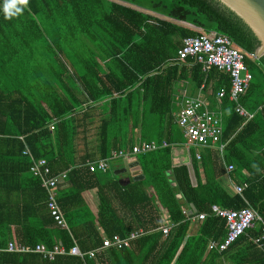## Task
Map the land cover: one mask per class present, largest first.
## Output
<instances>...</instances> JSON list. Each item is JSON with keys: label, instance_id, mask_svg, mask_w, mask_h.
I'll list each match as a JSON object with an SVG mask.
<instances>
[{"label": "trees", "instance_id": "16d2710c", "mask_svg": "<svg viewBox=\"0 0 264 264\" xmlns=\"http://www.w3.org/2000/svg\"><path fill=\"white\" fill-rule=\"evenodd\" d=\"M4 4L0 0V192L32 191V197L11 205L0 200V248L9 239L48 247L59 240L67 250L75 241L87 251L113 234H142L127 247L83 259L64 254L47 261L34 252L3 250L0 264H264V244L253 242L259 225L223 251L208 249L210 240L226 234V220L211 213L212 204L248 206L264 221V55L244 59L252 79L240 102L250 118L238 115L227 95L216 99L220 88L229 89L226 72L202 70L191 57L171 60L184 37L212 30L246 54L254 52L259 41L249 28L216 0H27L11 18ZM180 81L208 91L210 107L221 110L226 142L223 161L211 148L198 160L190 148L194 185L187 163L178 160L187 146L175 120L173 92ZM80 134L87 147L86 134L93 135L96 150L77 157ZM135 140L168 143L138 154L142 179L122 184L109 166L89 170L87 161ZM25 145L31 157L23 154ZM31 158H43L52 174L67 170L58 190L66 227L50 215L47 193L29 171ZM228 164L232 183L245 184L241 194L219 180ZM94 187L95 214L81 195ZM163 211L172 223L167 234ZM203 212L196 232L188 234L190 217Z\"/></svg>", "mask_w": 264, "mask_h": 264}, {"label": "built area", "instance_id": "2783aa9c", "mask_svg": "<svg viewBox=\"0 0 264 264\" xmlns=\"http://www.w3.org/2000/svg\"><path fill=\"white\" fill-rule=\"evenodd\" d=\"M191 57L194 62L200 63L202 70H206L213 66L219 70L226 72L230 78L229 89L220 88L216 92V99H220L227 95L228 99L234 103V110L238 115L250 118L252 113H248L240 102L242 93L249 86L252 79V74L249 68L245 65L244 59L249 57L251 60H257L259 57L254 52L246 54L242 50L236 48L232 40L225 34L217 31H209L199 33L193 36L184 37L181 41V46L177 50V56L171 60H184ZM175 120L183 131V136L186 138V145L200 146L202 148H214L223 151L226 142L222 141V113L221 110L209 109L204 100L199 97L189 96L184 94L180 102V108L176 112ZM53 129V125L50 124ZM165 140L156 142L155 140H137L128 149H118L113 151V157H126L127 155H138L145 152H150L161 147L167 146ZM23 154L32 156L29 149L25 145ZM195 158L200 159V153H195ZM110 157L101 158L94 161H87L86 164L90 171L107 170ZM233 169V164H228L225 167L227 174ZM29 171L33 176L38 177L40 185L47 193L46 205L50 215L53 217L56 225L66 227V222L58 202L59 185L64 182L67 176V170H63L52 174L49 166L43 158H31ZM232 191L241 194L245 184H234L230 180ZM211 212L226 220V234L223 240L208 242L209 249H217L218 251L225 250L232 244L241 234L247 229L259 225V234L253 238V242L259 247L264 244V221L254 209L245 206L241 208L221 207L218 204L210 206ZM206 213H198L191 216V219L200 220L205 217ZM171 226L163 224L161 230L167 234ZM142 234V230L131 231L128 235L122 237L118 234H113L111 237H104L102 245L98 248L82 251L74 242L69 250L57 241L52 247H46L42 243H37L33 247H27L22 243H15L12 240L7 242V245L0 250L8 252H34L42 255L44 258L54 259L57 255L70 254L84 258L85 256L94 257L100 249H108L109 247H127L129 242Z\"/></svg>", "mask_w": 264, "mask_h": 264}, {"label": "crops", "instance_id": "0c3cea01", "mask_svg": "<svg viewBox=\"0 0 264 264\" xmlns=\"http://www.w3.org/2000/svg\"><path fill=\"white\" fill-rule=\"evenodd\" d=\"M184 94L189 95V96L199 97L200 99H202V100L205 101V103L207 104V106H208L209 109H212V110H218V109H220L218 106H216L215 108H211L210 107V101H209V98H208V91L207 92H204L203 90H201V88L196 89V90L195 89H192L191 88V85L187 81H180V82H177L175 84V88H174V92H173L174 105H176L175 115H176V112L180 108V102H181L182 96ZM93 112H94V114L95 113L98 114V117H99L100 111H98V113H97V110L96 111L94 110ZM138 134L139 133H137L136 135H138ZM88 136H90L88 138V141H92V143L88 147L85 145V142L87 140L85 141V137H83V134L78 135V137L76 138L75 143H76V147H77V157H79L80 155H83L85 152H89V150H91V149H92V151L94 149L96 150V143L94 144L95 141H93V139H94L93 135L86 134V137H88ZM80 141H81V144H79ZM136 141L137 140H135V142ZM128 148H123L122 147V148H119V149H128ZM190 148L193 149L194 156H195V153L196 152H199L200 155H201L202 150L205 149V148H202L200 146H191V145L187 144V146L182 147L183 150L179 149V153H180V155L178 157V160L179 161H182V162H188L189 161V159H190V156H189L190 155ZM24 149H25V147H24ZM212 150H213V152H216V154H218V157L223 161V151H219V150L214 149V148ZM114 151H116V150H114ZM112 153H113V151H112ZM133 156H135V155H132L131 154V155H127L126 157H116V156L113 157L112 154H111L109 156L110 157L109 169H111L112 173L115 176H117L118 179L121 178V179H123V181H129L126 173H120L119 175H117V173L120 172V171H122V169L124 167L123 166L122 159L123 158H128L129 159V158H131ZM136 156H137L136 159L138 161V164H139V166L141 168V165H140V162H139V159H138V155H136ZM142 175L144 177V173L143 172H142ZM201 176L203 177V174L202 173H201ZM140 179H141V176H140ZM219 180L222 182V184H224L225 186H227L228 190H230V191L233 190L232 189V186L230 184V176H229V174H227V172L222 177H220ZM129 182H127V183H129ZM13 183L16 184L15 181ZM11 185H12V183H11ZM64 185H65V182L61 183L59 185V189L60 188H63ZM29 192L23 194V191L22 190H12V192H10V193H6V191H2V192H0V196H1V199L0 200H1L2 203H5V204H8L9 203L11 205L12 202H15L18 199L24 198V196L27 197V196L30 195L32 197V191L30 192V194H29ZM81 195L84 198V201L86 202V204L90 207V209L92 210V212L95 214L97 212V210H98V204H99V198H98V195H97L96 188L94 187V188L86 189V190H84L81 193ZM190 209H191L190 211H192V208L191 207H190ZM163 219H164V224H169L172 227V223L167 220V215H166V212L165 211H163ZM190 221H191L190 222L191 224L189 226L190 229H189V233L188 234H193L197 230V221L198 220L191 219L190 218ZM9 240H11V239H9ZM57 241H59V240H57ZM7 242H6L5 246L4 247H1V248H4L5 249V247L7 245ZM38 243H42V242H38ZM22 244H24V243H22ZM42 244H44V243H42ZM54 244H55V242L53 243V245ZM24 245L27 246V247H33L35 244L34 245H26V244H24ZM44 245L46 247H48L46 244H44ZM0 251H3V250H0ZM4 251H6V250H4ZM25 253H27V252H25ZM40 257H41V259L47 260V261H53L56 258L55 257L54 259H48V258L42 257V255H40ZM221 262H222V264H229V261L226 260V259L225 260L222 259ZM171 264H173V262Z\"/></svg>", "mask_w": 264, "mask_h": 264}, {"label": "water", "instance_id": "95a60500", "mask_svg": "<svg viewBox=\"0 0 264 264\" xmlns=\"http://www.w3.org/2000/svg\"><path fill=\"white\" fill-rule=\"evenodd\" d=\"M235 16H237L253 33L258 39L259 44L256 48L258 57L264 55V0H216ZM137 156L131 158H123V169L120 172H116L117 175L120 173H126L130 182L137 181L143 178L142 169L140 168ZM187 168L189 171L190 179L192 184H196V177L193 169V164L189 160ZM122 184H126L129 181H123L119 178ZM192 211H195L194 206L190 203Z\"/></svg>", "mask_w": 264, "mask_h": 264}, {"label": "clouds", "instance_id": "9594fccd", "mask_svg": "<svg viewBox=\"0 0 264 264\" xmlns=\"http://www.w3.org/2000/svg\"><path fill=\"white\" fill-rule=\"evenodd\" d=\"M26 3H27V0H5L4 11L6 14V18H11L12 16L20 13L21 8L18 7V5H22Z\"/></svg>", "mask_w": 264, "mask_h": 264}, {"label": "rangeland", "instance_id": "374dc122", "mask_svg": "<svg viewBox=\"0 0 264 264\" xmlns=\"http://www.w3.org/2000/svg\"><path fill=\"white\" fill-rule=\"evenodd\" d=\"M91 130H92V129H91ZM91 130H90V131H91ZM79 144H81V141H80V143H79Z\"/></svg>", "mask_w": 264, "mask_h": 264}, {"label": "bare ground", "instance_id": "6f19581e", "mask_svg": "<svg viewBox=\"0 0 264 264\" xmlns=\"http://www.w3.org/2000/svg\"><path fill=\"white\" fill-rule=\"evenodd\" d=\"M66 247V246H65Z\"/></svg>", "mask_w": 264, "mask_h": 264}]
</instances>
